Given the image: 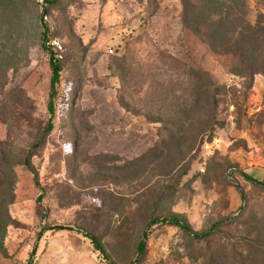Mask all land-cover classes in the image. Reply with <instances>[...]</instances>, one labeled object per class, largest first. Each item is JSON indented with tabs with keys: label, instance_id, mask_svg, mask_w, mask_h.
<instances>
[{
	"label": "rangeland",
	"instance_id": "obj_1",
	"mask_svg": "<svg viewBox=\"0 0 264 264\" xmlns=\"http://www.w3.org/2000/svg\"><path fill=\"white\" fill-rule=\"evenodd\" d=\"M47 15L0 0V264H107L84 233L115 264H208L205 246L219 264H247L228 256L239 240L262 257L264 188L242 174L264 181V42L249 77L183 27L180 0H56ZM45 28L62 47L50 131ZM196 70L211 79L204 101ZM213 95L210 131L198 123ZM171 216L199 233L236 219L207 244L147 228Z\"/></svg>",
	"mask_w": 264,
	"mask_h": 264
},
{
	"label": "trees",
	"instance_id": "obj_2",
	"mask_svg": "<svg viewBox=\"0 0 264 264\" xmlns=\"http://www.w3.org/2000/svg\"><path fill=\"white\" fill-rule=\"evenodd\" d=\"M182 5V25L184 28L188 29L192 34H194L201 42L208 45V47L220 55H231L232 58L238 61L237 68L240 71L246 73L249 77L255 73L256 69H253L251 65H247L248 62L247 55L250 54L252 57L261 55V51L258 50L257 46L259 43L264 42V0H254L255 5L253 9H250L248 0H180ZM56 0H49V7L55 3ZM255 11V20L250 19L252 11ZM46 30H43L41 34V48L49 51V46L46 45L48 37L46 35ZM249 39V42L246 40ZM49 67H50V80H49V99L47 104L48 121L46 131L52 130V120L55 115L54 100L57 94L58 84L60 82V71L61 66L59 61L54 57L52 51H49ZM195 77L200 82L198 88V95L203 99H208L211 94L209 86L211 79L207 73L200 70L194 72ZM212 96L213 103L211 105L212 115L211 120L205 123L203 126L199 124L200 127H209L212 131L215 127L220 124L217 119L216 110L218 102ZM200 102V101H199ZM206 104V103H205ZM204 115L205 105L199 107ZM204 111V112H203ZM208 129V131H209ZM36 145H42V141H39ZM151 151H161L162 146L157 144ZM27 164V163H26ZM186 170L183 174H186ZM242 176L246 181L251 184L264 188V181H259L252 176L243 173ZM36 177V176H35ZM244 197V195H242ZM236 217L232 219L221 220L213 224L208 230L203 232L194 231L190 225L179 219L178 217L171 216L165 218L154 217L150 219L147 224L149 228L153 224H166L178 228L182 233L190 237L192 241L204 243H209L217 233V227L221 226L224 221L235 222ZM52 231H62L70 230V227L66 225H54L48 228ZM147 231L143 234V239L138 243V253L141 254L145 245V238ZM93 248L98 251L102 258L107 264H115L107 255L106 251L102 247L99 239L89 233H84ZM244 241H234L230 244L228 248V256L233 261L247 262V264H252L260 261V264H264V255L259 253V251L254 248L246 249L244 247ZM209 246H205L202 252H209L208 264H219L218 255H215L214 251ZM131 264H135L131 263Z\"/></svg>",
	"mask_w": 264,
	"mask_h": 264
},
{
	"label": "built area",
	"instance_id": "obj_3",
	"mask_svg": "<svg viewBox=\"0 0 264 264\" xmlns=\"http://www.w3.org/2000/svg\"><path fill=\"white\" fill-rule=\"evenodd\" d=\"M36 1H37L38 5H39L41 13H43L44 21H47V19H48L47 12H48V9H49V0H36ZM47 44L48 45H50V44L52 45V49L55 52L54 56H58L57 52L62 49L61 45H59L56 41H49V40L47 41ZM111 51L112 50H110V52Z\"/></svg>",
	"mask_w": 264,
	"mask_h": 264
}]
</instances>
